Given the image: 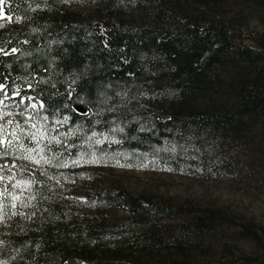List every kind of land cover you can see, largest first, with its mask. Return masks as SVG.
Wrapping results in <instances>:
<instances>
[{
	"label": "trees",
	"instance_id": "obj_1",
	"mask_svg": "<svg viewBox=\"0 0 264 264\" xmlns=\"http://www.w3.org/2000/svg\"><path fill=\"white\" fill-rule=\"evenodd\" d=\"M96 1L101 6L86 15L60 11L56 0L0 4V85L16 95L0 97V123L12 120L9 131L17 123L33 132L46 125L61 144L53 142L45 155L62 153L66 162L88 148L93 132L115 138L101 148L118 153L156 149L164 138L177 144L181 137L172 134L192 124L221 130L223 144L230 138L247 140L250 147L253 141L264 145L260 124L258 133L242 135L247 122L264 121V0H250L254 3L246 4L243 19L220 17L223 0ZM226 66L231 72L223 79ZM168 92L180 96L169 108L161 103ZM195 96L207 102L191 103ZM31 124L37 128L30 129ZM180 153L163 151L162 157L177 169ZM19 163L32 165L11 155L0 159V165H17L12 169L17 179L36 181L24 193L35 199L25 201L27 207L17 203L16 209H5L0 264H66L72 258L87 264H210L206 256L199 259L189 234L202 240L217 225L221 216L211 207L165 233L160 221L172 218L167 216L176 207L150 203L117 185L95 197L124 205L131 217H113L115 223H108L109 217H78L72 200L59 201L51 187V176L65 167L41 164L20 178ZM75 176L67 181L76 183ZM12 211L24 213L22 220ZM238 225L258 247L259 254L245 264H264V227L251 221Z\"/></svg>",
	"mask_w": 264,
	"mask_h": 264
},
{
	"label": "rangeland",
	"instance_id": "obj_2",
	"mask_svg": "<svg viewBox=\"0 0 264 264\" xmlns=\"http://www.w3.org/2000/svg\"><path fill=\"white\" fill-rule=\"evenodd\" d=\"M56 1L58 10L84 15L92 13L101 6L96 0ZM248 2L252 1L223 0L218 13L223 18L239 15L243 19L246 16ZM134 13L137 16L136 10ZM17 25L21 26L22 22L18 20ZM228 68L226 66L221 69V78L228 79L231 72ZM0 96L8 97L3 91L0 92ZM193 98L198 99L192 100L191 103L207 102L205 97ZM178 99L180 96L176 93L168 92L163 94L161 103L169 108L172 101ZM3 105L4 103L0 104ZM75 110L80 113L87 112L83 106H76ZM234 122L236 125L239 123L236 119ZM259 124L263 131L264 121L247 122L245 128L248 129H242V135H247L245 131L248 130L258 133ZM220 131L192 124L184 131L176 130L172 134L181 137L178 138L177 144L175 140H172V144L164 138L159 141V145H156V149L151 147L148 151L138 153L109 152L101 147L116 139L98 133L92 140H88V148L85 151L78 152L73 160L67 162L68 167L58 169L56 175L51 176V187L54 186L59 201L63 202L67 197L72 200L70 205L78 217H109L106 219L108 223H115L113 217H116L115 219L131 217L132 214L127 212L124 205H115L113 202L107 205L103 203L104 201L96 199L95 195L99 190L103 194L106 188L110 192L111 188L115 189L120 185L136 196H144L150 203L169 202L170 206L176 207L178 211L167 216L172 218L160 221L166 225L163 228L165 233L166 231L171 233V229H175L176 225L184 223L198 211L211 207L221 216L217 225L202 234V240L195 238L194 233L189 234L193 244H196L193 247L196 249L195 252L200 251L199 259L206 256L210 264H245L247 259L256 254L258 247L248 236L241 234L238 223L251 221L264 227V145L253 141V146L250 147L246 144L247 140L235 141L230 138H226V143L223 144ZM251 140L254 139L250 138ZM169 150L181 152L177 169L167 164L162 157V152ZM74 160L80 163L73 165ZM19 166L20 178L27 174L31 176L37 166L40 167V165L22 163H19ZM62 173L65 175L63 179L60 177ZM74 176L77 179L76 183L67 181ZM70 205H65L64 208H69ZM185 207L192 211L185 210ZM23 215L24 213L21 212V220ZM1 221L0 219V224ZM259 234L261 236L262 232ZM173 235L185 240L188 238L182 233ZM66 264H84V262L72 258Z\"/></svg>",
	"mask_w": 264,
	"mask_h": 264
},
{
	"label": "snow or ice",
	"instance_id": "obj_3",
	"mask_svg": "<svg viewBox=\"0 0 264 264\" xmlns=\"http://www.w3.org/2000/svg\"><path fill=\"white\" fill-rule=\"evenodd\" d=\"M4 2L5 0H0V4ZM13 51L15 50L13 49ZM3 87V85H0V91L3 90ZM0 104H3L2 100H0ZM32 107L34 108L35 105H32ZM41 107L43 106L41 105ZM0 119H3V116H0ZM43 119L47 120L48 118L45 116ZM12 124V120H8L6 123H0V159L11 155L14 159L25 160L35 165H52L58 168L69 166L66 161L60 160V155H62V153H54L51 158L45 155L46 152L51 151L50 146L53 142L57 145L61 144L58 136L49 135V130L46 125H42L38 131L33 132L17 123L15 127L9 131L8 126ZM29 128L35 129L37 125L31 124ZM96 135L97 134L93 132L88 139L92 140ZM41 140H47V144L41 146ZM25 141H27V143H25ZM96 142L100 143V141ZM29 144H33L35 147H29ZM65 147L67 148L69 146L65 145ZM53 161L59 162L54 164ZM72 163L73 165H77L80 161L74 160ZM14 168H17V165H0V183H4V181L7 180V183H4V186L0 188V219H3V217L8 214L5 211L6 208L16 209L17 203H19L21 207H27L28 204L25 201L35 199V196H25L24 193L26 191L30 192L32 185L35 184L36 181L31 179H17L16 173L12 172ZM6 170L11 173L7 178L3 174ZM41 174L43 175L46 173L42 172ZM10 188L18 191H10ZM5 201H8V203L6 204ZM19 214L20 213L17 211L11 212V215Z\"/></svg>",
	"mask_w": 264,
	"mask_h": 264
}]
</instances>
